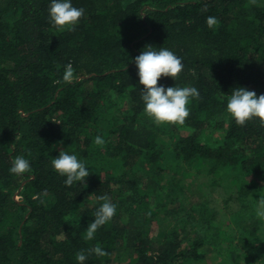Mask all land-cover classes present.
<instances>
[{"label":"trees","instance_id":"trees-1","mask_svg":"<svg viewBox=\"0 0 264 264\" xmlns=\"http://www.w3.org/2000/svg\"><path fill=\"white\" fill-rule=\"evenodd\" d=\"M258 2L71 0L85 16L61 33L49 22L51 0H0V264H78L75 254L97 244L109 255L84 264H202L209 245L240 252L234 264L264 263V221H256L264 128L258 120L240 127L226 110L237 87L264 94ZM148 45L184 65L160 85L193 86L203 98L191 101L184 126L158 127L144 113L134 59ZM69 63L77 79L65 83ZM61 150L85 162L86 184L68 187L54 171ZM17 156L31 172L10 173ZM203 180L222 203L210 205ZM102 196L116 215L86 241ZM188 202L200 207L197 220Z\"/></svg>","mask_w":264,"mask_h":264},{"label":"clouds","instance_id":"clouds-1","mask_svg":"<svg viewBox=\"0 0 264 264\" xmlns=\"http://www.w3.org/2000/svg\"><path fill=\"white\" fill-rule=\"evenodd\" d=\"M249 5L261 6L258 0H248ZM49 22L58 32H74L85 16L83 8H76L71 0H51L49 5ZM219 20L209 16L206 24L210 29L219 27ZM140 55L136 56L134 63L138 69L139 83L143 86L141 99L144 103L145 115L158 127L161 126H184L190 117V103L192 100L201 101L203 98L196 87H167L158 82L162 78H171L176 81L184 70L182 59L175 53L160 48L155 50L153 46L145 47ZM60 66L57 65V70ZM77 79L71 63L65 66L63 82L72 83ZM226 110L234 119L236 125L246 126L253 120L259 121V126L264 128V94L257 96L255 91L245 87H237L231 91L227 100ZM94 144L103 145L104 139L97 135ZM54 171L66 177L64 183L71 187L74 183H85L90 172L85 162L79 160L75 154L66 151H59L58 156L51 161ZM10 173L21 176L32 171L30 162L24 156H17L13 159ZM103 201L95 212L94 220L88 225L84 239L92 241L99 228L111 222L116 215L117 206L111 202L108 196L99 198ZM257 218L264 219V195H261L256 207ZM97 257L108 256L98 244L86 251L82 250L75 254L78 264H84L89 255Z\"/></svg>","mask_w":264,"mask_h":264},{"label":"rangeland","instance_id":"rangeland-1","mask_svg":"<svg viewBox=\"0 0 264 264\" xmlns=\"http://www.w3.org/2000/svg\"><path fill=\"white\" fill-rule=\"evenodd\" d=\"M125 102V99L122 98V104ZM219 134H217L216 136L218 137ZM201 166V165H200ZM222 174H219L217 175V177L220 179ZM205 182L204 186V190L206 192L207 190V183L208 181L206 180H203ZM231 181L232 182H236L235 179L231 178ZM258 186L261 185V183L257 184ZM207 194H209L210 196H208V199L210 201V205L213 207L214 204H220V202L222 203L223 199H225L223 196H222V192L220 193V191H218L217 189L216 190H210L208 189V192H206ZM162 199L164 197V194L160 196ZM191 197H194L195 201H200L202 198H205L206 199V196L204 194H202L201 192H194L192 195H190V198ZM224 205H221L222 208H217L218 210H220V214L218 215V218L223 222V223H228L229 220L227 219V210L226 208L223 207ZM186 208L187 210L190 211L191 215L190 216V219L192 221L197 220V218L199 217L198 215L201 214V211H200V207L199 208H192V205L191 203H187L186 205ZM213 208H211L212 210ZM227 219V220H226ZM256 221H264V219H260V218H257ZM232 225V224H231ZM258 225V224H257ZM260 226V225H258ZM231 227V226H230ZM204 228V227H202ZM264 228V227H263ZM260 237L264 238V230H261L260 233H258ZM259 236H257L256 238L258 239V241L260 240L259 239ZM225 247H227V245H225ZM240 255V252L239 253H236L234 252V255H231L230 256L228 255V252L225 248L224 250V253H220L217 248L213 247L212 245H209V246H206L205 248V259H204V263L202 264H222L223 260L225 257H227L228 259V263L229 264H234L236 262V259H238V256ZM234 260V262H232ZM231 261V262H229ZM244 261L246 262V260L244 259ZM243 261L242 264H245ZM248 261V260H247ZM227 263V264H228ZM252 264H264L261 260V262L259 261L258 263L253 261Z\"/></svg>","mask_w":264,"mask_h":264}]
</instances>
